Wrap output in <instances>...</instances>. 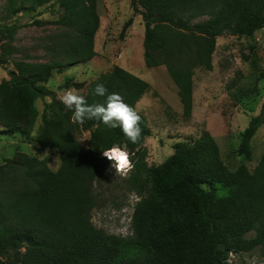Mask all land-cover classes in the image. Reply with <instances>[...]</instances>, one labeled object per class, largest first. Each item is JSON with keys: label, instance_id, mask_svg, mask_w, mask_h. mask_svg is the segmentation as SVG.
Here are the masks:
<instances>
[{"label": "trees", "instance_id": "trees-1", "mask_svg": "<svg viewBox=\"0 0 264 264\" xmlns=\"http://www.w3.org/2000/svg\"><path fill=\"white\" fill-rule=\"evenodd\" d=\"M49 1L33 0L30 8ZM55 1L64 14L36 22L75 30L63 47L69 59L59 67L63 71L96 56L101 15L98 0ZM131 6L133 14L124 22L121 36L140 14L146 66L167 67L187 118L194 107V69L212 68L217 37L226 31L252 37L264 28V0H131ZM19 27L18 22L0 24L5 44L0 66L7 61ZM54 69L51 63L17 62L10 79L0 82V125L10 135L30 136L39 116L36 100L51 98L45 103L42 127L32 139L56 149L61 159L53 170L49 157L17 150L0 164V264H230L231 254L257 247L264 255V151L254 170L244 162L232 170L215 137L204 130L197 138L175 142L170 156L150 165L142 143L152 133L147 118L138 113L142 133L135 144L120 128L102 121L74 124L72 112L47 84ZM101 83L135 109L150 88L147 80L115 65L89 84L83 95L89 104L104 102L105 97L93 94ZM83 86L66 75L59 89ZM263 123L264 103L242 134L238 152L246 160L252 159V140ZM77 130L89 131L88 148L76 137ZM113 145L131 153L134 168L128 184L140 196L129 236L108 233L92 221L96 205L92 189L108 176L110 161L103 150ZM250 232L255 235L248 237Z\"/></svg>", "mask_w": 264, "mask_h": 264}, {"label": "rangeland", "instance_id": "rangeland-1", "mask_svg": "<svg viewBox=\"0 0 264 264\" xmlns=\"http://www.w3.org/2000/svg\"><path fill=\"white\" fill-rule=\"evenodd\" d=\"M32 4L33 0H0V24H20L8 47L7 61L0 66V82L10 79L9 71L15 69L17 62L51 63L55 69L47 84L57 96L62 97L69 89L83 96L90 83L119 65L150 83L149 90L136 104L137 112L147 118L152 130L142 142L148 150L150 165L160 164L170 156L175 142L197 138L204 130H209L215 137L230 169H236L243 162L251 170L258 165L264 151V123L253 137L251 160H246L238 148L251 117L260 113L264 103V28L252 37L236 36L230 31L217 37L212 68L194 69V107L187 118L183 114L178 86L167 67L146 66L145 26L140 14L134 17L124 37L121 36L124 22L133 14L131 0H98L101 24L95 37L97 54L90 61L67 66L63 71H59V67L69 62L63 47L73 38L75 30L66 25L36 22L55 20L64 14L59 2L50 0L35 10L30 8ZM251 46L255 47L254 52H251ZM4 47L0 39V56ZM246 55L251 56L246 58ZM66 75L84 82V86L59 89ZM49 101L50 97L36 100L39 116L30 136L4 133L0 125V164L4 163L5 157L22 150L39 158L49 157L50 167L53 170L59 168L58 151L32 139L42 127V113ZM47 115L51 117L53 113L47 110ZM75 135L83 147L88 148L89 131L77 130ZM122 148L131 157L128 149ZM129 174L127 177L116 176L110 162L107 178L95 182L92 189L96 202L92 221L96 227L111 234L133 235L132 217L140 196L129 188ZM254 235L255 232L248 233V237ZM263 258L261 247H257L252 252L231 254L229 263L264 264Z\"/></svg>", "mask_w": 264, "mask_h": 264}, {"label": "clouds", "instance_id": "clouds-1", "mask_svg": "<svg viewBox=\"0 0 264 264\" xmlns=\"http://www.w3.org/2000/svg\"><path fill=\"white\" fill-rule=\"evenodd\" d=\"M93 94L105 97L102 103L89 104L87 99L74 90H67L60 97L65 108L72 112L71 121L83 125L86 120L102 121L111 128H120L124 136L132 143H138L141 137V116L135 108L128 105L118 93H108L104 84H97ZM103 156L111 162L116 176L127 177L134 164L127 151L119 145L103 150ZM58 158V157H57Z\"/></svg>", "mask_w": 264, "mask_h": 264}]
</instances>
